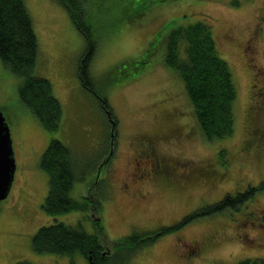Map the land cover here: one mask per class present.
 I'll return each instance as SVG.
<instances>
[{"label":"rangeland","instance_id":"rangeland-1","mask_svg":"<svg viewBox=\"0 0 264 264\" xmlns=\"http://www.w3.org/2000/svg\"><path fill=\"white\" fill-rule=\"evenodd\" d=\"M132 1L117 0L100 13L101 25H110L114 32L98 41L90 65L98 87L107 86L114 64L140 56L157 33L167 32L166 23L172 28L206 20L220 56L232 71L237 92L233 135L214 141L203 136L177 73L162 63L165 45L160 43L134 79H123L106 92L117 119L116 146L109 163L102 166L111 131L99 99L77 77V62L85 49L83 35L56 0H24L38 40L36 72L50 80L63 114L56 131H45L38 117L18 101L20 78L0 60V108L16 156L11 189L0 200V264L22 260L85 264L78 254H42L31 248L37 228L53 222L80 224L94 232L91 218L82 211L50 216L41 207L49 186L48 175L38 164L51 137L61 139L72 151L78 176L84 170L88 174L91 187L76 178L70 195L83 200L90 193L98 199L101 208L93 216L101 218L106 235L101 232L100 242L108 253L116 250L114 241L132 231L149 233L178 225L225 194L243 193L247 186L264 181V99L250 91L252 73L245 67L241 49L248 37L259 33L256 61L258 69L264 70V0H240L237 6L229 0H140L150 3L149 9L124 20V10ZM254 102L261 109H255ZM220 149H224L223 159ZM153 154L163 166L168 163L167 171H171L167 177L149 176L141 181L143 167L158 162ZM237 208L194 217L165 231L134 252L129 262L236 264L246 257L264 258V191L254 192Z\"/></svg>","mask_w":264,"mask_h":264},{"label":"trees","instance_id":"trees-1","mask_svg":"<svg viewBox=\"0 0 264 264\" xmlns=\"http://www.w3.org/2000/svg\"><path fill=\"white\" fill-rule=\"evenodd\" d=\"M66 7L72 23L83 35L85 49L77 62V77L81 85L95 94L104 108L110 135L105 142L108 154L102 157V166L109 163L115 152V124L117 119L110 108L106 92L112 85L121 80H132L150 61L160 43H164L162 63L177 73L183 84L192 111L200 130L208 140L214 141L233 135L235 116L234 101L237 97L232 71L228 62L217 50L216 39L212 26L206 21H195L192 24L173 26L166 23L164 34L157 33L146 49L138 57L122 59L111 69V78L107 77V86L98 87V80L91 74V62L98 48V41L107 37L108 32H114L110 25H101L102 11H107L117 0H56ZM230 5L237 6L240 0H229ZM151 4L147 1L133 0L124 10V20L139 17ZM33 20L24 0H0V60L5 68L15 73L21 80L18 85V101L22 108L38 117L43 128L53 133L59 128L63 110L60 101L55 97L49 79L36 72L38 63V40L35 34ZM262 27L263 25H259ZM161 35V36H160ZM163 41V42H161ZM48 145L41 153L39 166L48 175V191L41 207L50 216L60 215L73 210H79L91 218L94 232H88L80 225H68L53 222L42 225L31 236V248L38 253L68 255L76 254L85 259V264H131L130 256L143 246L149 245L165 231L177 229L194 217L222 212L231 207L238 209L254 192L264 191V181L254 187L247 186L243 193L225 194L220 201L212 206L201 207L191 215L185 216L175 226L162 227L157 231H132L117 241L111 253L105 252L100 242V234L104 227L99 216L93 213L100 210L101 205L92 194H87L83 200H77L70 195L73 183L78 179L86 180V171L80 177L77 174V162L72 151L61 139L51 137ZM109 151H111L109 153ZM145 152V151H144ZM144 152L142 154L144 155ZM153 151L150 150L149 153ZM224 149H220L221 156ZM223 159V156H221ZM87 181L88 187H91ZM250 196V197H249ZM92 212V216H91ZM93 217V218H92ZM15 264H36L26 260L15 261ZM73 264V260L71 261ZM236 264H264V258L241 259Z\"/></svg>","mask_w":264,"mask_h":264},{"label":"flooded vegetation","instance_id":"flooded-vegetation-1","mask_svg":"<svg viewBox=\"0 0 264 264\" xmlns=\"http://www.w3.org/2000/svg\"><path fill=\"white\" fill-rule=\"evenodd\" d=\"M259 33L252 34L248 39L246 40V44L244 47H242V55L245 59V67L247 70L252 73V81L253 83L250 85V91L253 92L255 97L257 99H264V70L258 69L257 65V56H258V48L256 45V38H258ZM251 105V104H250ZM255 109H261V104H258V102H254ZM250 107V106H249ZM253 109V111L255 110ZM258 130H254L253 133H257ZM146 152H149L150 149H145ZM139 155V154H138ZM142 155V154H140ZM152 158L156 159L157 157L155 154H153ZM158 159H156L157 161ZM157 164L149 163L146 165V167H143V174L139 176L138 178L141 181H144L149 176H162L167 177L170 173L171 169L167 171L168 163L164 164L162 162H156ZM197 244L196 247H198V244L196 241H193Z\"/></svg>","mask_w":264,"mask_h":264},{"label":"water","instance_id":"water-1","mask_svg":"<svg viewBox=\"0 0 264 264\" xmlns=\"http://www.w3.org/2000/svg\"><path fill=\"white\" fill-rule=\"evenodd\" d=\"M12 144L9 124L0 108V200L8 195L16 170V156Z\"/></svg>","mask_w":264,"mask_h":264}]
</instances>
